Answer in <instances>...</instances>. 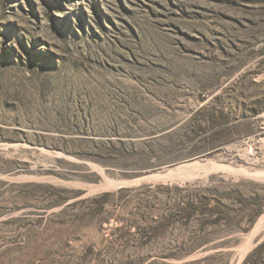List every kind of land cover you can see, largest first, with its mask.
<instances>
[{
    "label": "rangeland",
    "instance_id": "obj_1",
    "mask_svg": "<svg viewBox=\"0 0 264 264\" xmlns=\"http://www.w3.org/2000/svg\"><path fill=\"white\" fill-rule=\"evenodd\" d=\"M187 184L264 194V0H0V264H125L114 193Z\"/></svg>",
    "mask_w": 264,
    "mask_h": 264
},
{
    "label": "trees",
    "instance_id": "obj_2",
    "mask_svg": "<svg viewBox=\"0 0 264 264\" xmlns=\"http://www.w3.org/2000/svg\"><path fill=\"white\" fill-rule=\"evenodd\" d=\"M110 194L102 197L101 213ZM114 195L119 196L116 208L130 213L119 216L122 225L112 229L124 246L125 264H227L236 234L248 231L264 212V194L245 195L240 184L146 185ZM201 252L207 254L184 261ZM242 264H264V241Z\"/></svg>",
    "mask_w": 264,
    "mask_h": 264
},
{
    "label": "water",
    "instance_id": "obj_3",
    "mask_svg": "<svg viewBox=\"0 0 264 264\" xmlns=\"http://www.w3.org/2000/svg\"><path fill=\"white\" fill-rule=\"evenodd\" d=\"M164 174H166V171L165 170H160V171H158V172H156V173H153V174H150V175H148L149 177L150 176H158V177H162V175H164ZM264 215V214H263ZM262 215V216H263ZM205 254H207V252H201V253H199V254H196V255H194V256H192V257H190V258H188V259H186V260H184V261H188V260H190V259H192V258H194V257H199V256H202V255H205Z\"/></svg>",
    "mask_w": 264,
    "mask_h": 264
},
{
    "label": "bare ground",
    "instance_id": "obj_4",
    "mask_svg": "<svg viewBox=\"0 0 264 264\" xmlns=\"http://www.w3.org/2000/svg\"><path fill=\"white\" fill-rule=\"evenodd\" d=\"M263 226V225H262Z\"/></svg>",
    "mask_w": 264,
    "mask_h": 264
}]
</instances>
